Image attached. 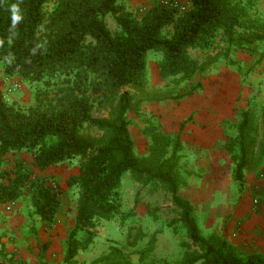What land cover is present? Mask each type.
<instances>
[{
	"label": "trees",
	"instance_id": "trees-1",
	"mask_svg": "<svg viewBox=\"0 0 264 264\" xmlns=\"http://www.w3.org/2000/svg\"><path fill=\"white\" fill-rule=\"evenodd\" d=\"M258 1L189 0L183 13L159 4L134 13L126 0H0L2 72L35 86V103L27 108L6 101L0 91V203L21 201L29 188V216L52 224L61 207L59 193L41 179H32L22 162L3 169L6 159L27 154L39 171L77 159L78 174L67 181L68 187L78 189L75 225L66 239L62 264H264L261 255L241 256L227 240L201 234L192 204L180 193V137L164 134L156 118L140 111L144 103L177 101L192 94L200 83L187 92L180 84L192 83L233 51L257 53L262 62L264 19L258 14ZM13 4L23 16L15 29ZM106 16L113 18L114 31ZM217 49L203 63L190 54ZM150 52L159 56L165 91H147ZM250 105L240 112L235 137L225 144L237 158L240 180L258 131ZM98 109L107 110L108 117L94 118ZM131 111L144 123L146 152L141 155L129 130ZM261 124L264 135V108ZM126 175L141 191L161 186L170 194L179 217L164 227L186 238L175 262L155 255L162 230L149 232L134 210L124 208ZM101 221L118 222L125 242L111 243L102 255L79 263L76 257L93 244V231Z\"/></svg>",
	"mask_w": 264,
	"mask_h": 264
},
{
	"label": "rangeland",
	"instance_id": "rangeland-1",
	"mask_svg": "<svg viewBox=\"0 0 264 264\" xmlns=\"http://www.w3.org/2000/svg\"><path fill=\"white\" fill-rule=\"evenodd\" d=\"M126 5L136 13L142 7L150 6L151 1L141 0L135 5L126 0ZM258 14L264 19V0L258 1ZM105 21L111 31L116 29L111 16H106ZM217 52L218 49L210 53L190 50L191 56L199 63ZM157 56L152 52L147 55L148 93L167 90L159 78ZM258 58L257 53L233 51L198 74L192 83L180 84L181 91L187 92L192 85L200 83L192 94L177 101L144 103L140 110L144 115L156 118L164 134L180 137V193L192 204L201 234L206 238L227 240L241 256H264V135L261 124L264 59L259 63ZM8 79L3 91L6 101L22 108L35 103V86L15 77ZM13 85L16 88H12ZM170 88H174L173 85ZM250 103L256 111L258 131L246 154L240 180L236 176L237 158L226 151L225 144L235 137L239 114L249 109ZM210 112L215 117L209 115ZM108 115L107 110L93 111L94 118H107ZM128 120L136 152L144 154L146 144L141 133L144 123L134 111L129 112ZM88 131L92 136L98 135L93 130ZM17 161L23 163L31 178L41 179L59 193V217L66 223L73 221L75 225L78 189L68 187L67 181L78 174L79 161L60 163L46 175V171L32 167L27 154L16 153L7 157L3 169L12 167ZM122 193L124 208L134 210L140 225L152 233L162 230L157 234L155 255L175 262L182 250L180 244L186 238L182 233L175 236L164 227L165 222L179 217L170 194L161 186L141 191L139 184L134 183L129 175L122 181ZM93 232V244L76 257L79 263H89L102 255L111 243L125 242V234L116 221H101Z\"/></svg>",
	"mask_w": 264,
	"mask_h": 264
},
{
	"label": "crops",
	"instance_id": "crops-1",
	"mask_svg": "<svg viewBox=\"0 0 264 264\" xmlns=\"http://www.w3.org/2000/svg\"><path fill=\"white\" fill-rule=\"evenodd\" d=\"M129 1L135 5L141 2ZM3 75L0 72L1 92L6 86ZM209 115L212 116V112ZM45 171L44 174L49 175L53 168ZM29 194L28 188L23 199L15 202L10 211L5 209L8 202L0 203V264H62L65 242L74 222L61 220L60 210L52 224L30 217Z\"/></svg>",
	"mask_w": 264,
	"mask_h": 264
},
{
	"label": "built area",
	"instance_id": "built-area-1",
	"mask_svg": "<svg viewBox=\"0 0 264 264\" xmlns=\"http://www.w3.org/2000/svg\"><path fill=\"white\" fill-rule=\"evenodd\" d=\"M155 4H159V5L168 7L170 9L176 10L179 13H183L187 10L189 6V0H152L151 5H155ZM144 9L145 8L142 7L139 11L141 12ZM4 82H6V84H8L9 82V79L5 76H4ZM12 88H16V85H13ZM14 206H15V202H8V204H6L5 209L7 211H10L13 209Z\"/></svg>",
	"mask_w": 264,
	"mask_h": 264
},
{
	"label": "clouds",
	"instance_id": "clouds-1",
	"mask_svg": "<svg viewBox=\"0 0 264 264\" xmlns=\"http://www.w3.org/2000/svg\"><path fill=\"white\" fill-rule=\"evenodd\" d=\"M11 11V28L15 29L18 23L23 19L22 14L20 13L19 5L13 4L10 6Z\"/></svg>",
	"mask_w": 264,
	"mask_h": 264
}]
</instances>
